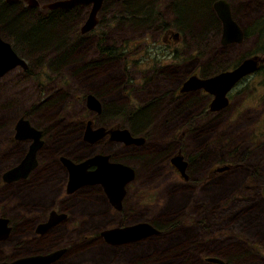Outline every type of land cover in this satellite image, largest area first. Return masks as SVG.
Masks as SVG:
<instances>
[{"label": "rangeland", "instance_id": "374dc122", "mask_svg": "<svg viewBox=\"0 0 264 264\" xmlns=\"http://www.w3.org/2000/svg\"><path fill=\"white\" fill-rule=\"evenodd\" d=\"M206 2L207 0H178V4H173V7L179 15L176 12L173 15L167 14V20L182 35L188 36V22L208 13ZM130 4L136 6L137 2L131 1ZM122 6L126 8L129 5H126L125 0L119 4L113 0H105L103 9L98 14L96 27L100 33L109 28L105 32L109 33V37L114 38L117 44L124 38V25L129 19L137 32L143 29L141 10L140 15L134 11L123 14ZM65 14L67 23L72 24L73 28L78 15L82 18L85 11L74 7L65 10ZM235 15L238 19L237 12ZM176 18L177 21H174ZM23 20L27 30L31 23L47 24L39 27L30 38H21V32L25 29L19 27L16 29L19 36L13 41V45L20 54L30 55L25 58L31 72L49 71L50 78L43 74L32 77L20 68L13 69L0 78V114L4 118L0 120V150L2 141L11 139L12 121L15 116L22 110L30 111L32 103L41 102L40 109L45 112V117H35L31 113V119L40 128L47 130L43 129L45 143L37 152L40 160L37 170H33L29 181L10 184L4 191L11 195L7 199H30L33 204L41 207L50 205L67 216L57 230L61 242L67 248L61 257L62 264H143L147 260L139 261L133 258L153 252L165 257L149 264H215L204 261L203 256L206 255L218 256L224 259L225 264H264V94L260 95L255 108L238 106V116L234 121H203L194 127L177 126L174 121L165 124L158 122V125L151 126L139 125V121L150 118L151 108L141 110L138 120H134L135 113L129 110L125 113L129 125L123 121H120V125L133 131L141 128L135 135L144 138L143 144L125 151L121 144L106 140L85 144L79 138L83 127L80 111L83 109L74 96L87 88L99 90L104 104L110 102L108 99L121 98L124 101L123 94L118 90L107 93L103 86V82L113 84L108 77L119 78L123 58L116 55L109 59L108 69L99 71L96 76L97 71L105 64L99 62L94 70L79 81V77L66 72L65 67L54 71L44 62L51 55L56 57L53 58L54 65L67 60L74 71L73 66L82 55L79 48L67 45L68 38L62 33L59 38L56 37L59 43L56 49L42 50L49 41L51 42L50 36H54L52 33L57 31L54 30L55 16L51 15L49 22L38 19ZM201 28V24L193 28L197 37L204 31H199ZM206 34L215 38L213 31L209 29ZM88 39L92 41L93 46L89 50V56H94L97 53L95 38ZM64 46H68V49L63 50ZM25 50L32 51L33 55ZM83 76L84 74L81 77ZM93 78L98 82L90 85ZM37 84L41 87L38 88ZM56 91H60L59 95L62 94L59 98L56 97L51 103H42ZM261 91L264 93V89ZM153 95L155 94L144 90L137 93L140 102ZM246 99L247 97L242 102L245 103ZM192 112V109L186 108L181 111V116H188ZM223 117L222 115L220 118ZM97 119H107V113L99 115ZM24 148L25 143H19L18 155ZM205 148L210 150L212 157L225 158L234 152L239 155L244 149H248V152L241 159V167L215 171L214 176L206 177L211 170H202L210 159L206 156ZM176 149L189 159L186 179L173 172L165 164L166 158L163 159ZM95 151L106 152L113 159H122L134 169L135 177L125 186L123 207L119 212L109 207L95 188H91L90 192H64L63 169L53 161V156L60 152L63 153L61 156L65 157L80 156ZM153 153L156 154L155 158L145 165L143 159ZM158 156H162L161 161L157 160ZM14 160L7 151H0L1 168ZM228 162L233 163L231 160ZM220 186L224 188L217 195L211 198L206 196L208 191H219ZM20 214L31 216L28 212ZM120 219H144L154 224L162 219H173L175 222L160 230L158 235L148 236L135 243L109 245L96 236L100 228H94L95 226H112ZM14 238L15 231L11 232L8 240ZM50 240L53 241L54 237Z\"/></svg>", "mask_w": 264, "mask_h": 264}, {"label": "flooded vegetation", "instance_id": "af4514ba", "mask_svg": "<svg viewBox=\"0 0 264 264\" xmlns=\"http://www.w3.org/2000/svg\"><path fill=\"white\" fill-rule=\"evenodd\" d=\"M50 1L52 0H34L33 3H28L27 0H0V38L7 41L14 52L25 63V66L16 64L10 67L0 74V78L5 73L18 68L24 73L30 74L32 77H38L39 74H43L45 77L50 78L49 71L46 72L45 70H42L40 72H31L26 63V58H29L30 55L25 56L20 54V51H18L13 45V41L17 40L19 36L16 31L19 27H24L25 29L21 32L20 37L30 38L31 36H34V32L39 27L47 25H42L40 23L33 25L31 23L27 30L23 19L31 21L35 19L43 21L48 20L49 22L50 16H55L54 30L65 35L68 38L67 45H74V47L79 48L82 51V55L79 56L76 64H74V71L71 70V63L67 60H62L54 65L53 58L55 59L56 57L51 55L47 57L44 62L54 71L59 70L62 66L65 67V71L69 72L72 76L77 75L79 81L94 70L99 65V62H105V64L103 68L97 71L96 76L99 71H105V69H108L110 66L109 59L116 57V55H121L123 58V65L122 68H120L119 78L114 79L108 77L109 81L113 82V84H105V82H103V86H105L104 90L107 93L118 90L120 94H123L124 101L121 98L113 100L108 99L110 102L104 104L101 101V93L99 90H90L87 88L80 90L79 94L74 96L75 100L81 103V109H83V111H80V121L83 124V127L79 138L85 144H95L99 141L103 142L105 140L108 142H117L121 144L123 151L143 144L144 138L140 143L135 144L125 143L122 140H114L109 137V129L127 128L120 125V121L129 125V121L125 117V113L129 110L135 113L134 120H138L141 114L139 112L141 110L146 107L151 108L150 118L146 121H139L137 123L139 125L145 124L146 126H151L174 121V125L177 126L184 125L187 127H194L196 124L203 121H234L238 116V106H242V108H255L259 103L260 95L264 94L261 91V89H264V0H224L227 4L231 19L238 27V39H236V35L233 32H229L224 41H222L223 22L218 16L217 11L213 8L212 4L214 0H207L206 8L208 13L204 15V17H197L189 24L190 32L188 36L182 35L178 29H175L173 27L174 25L172 26L167 20V14L173 15V13L176 12L173 4H178V0H125L126 5H129L124 9L125 14H130L134 11L136 14L140 15L141 10L142 17L140 18L139 16V18L143 22V29L140 32H137L131 25L129 19V22L124 25V38L118 44L115 42L114 38L109 37V33L105 32L109 28H101L103 29V32L101 33L98 31V28H96L99 21L98 14L103 9L105 0H99L98 6L94 12L93 23H86L85 21L94 5V0L76 1L67 6L53 8L47 7V3ZM113 1L118 2V4L123 2V0ZM131 1L137 2V5H131ZM74 7L84 9L85 15L82 18L78 15L76 23L72 28V24L67 23L66 21L65 10ZM235 12L238 13V19L236 18ZM176 13L178 14V12ZM174 21H177V18ZM20 23H24V25L19 26ZM200 24L202 25V28L199 31H202L203 29L204 31L197 37L193 32V28L195 25ZM211 27H213L212 30ZM180 29L185 30L184 28ZM208 29L209 31H213L215 38H211L210 34H206ZM93 37L95 38L97 53L94 54V56H89V50L93 46L92 41L88 38ZM83 43L84 45H81ZM48 48L50 47H44L42 50L45 51ZM25 51L28 54L33 53L30 50ZM245 58H256V68L233 80L224 91V104L214 110L209 109V104L214 96L210 90L205 89L200 85L187 90H180L183 81L188 77L204 79L220 72L231 71ZM83 74L84 76L81 77ZM97 82L98 81L93 78L90 81V85H94ZM37 87L40 88V84H37ZM142 90L155 95L140 102L137 93ZM59 93L60 91H56L49 97L58 96L59 98L62 95H59ZM87 94H92L97 99L98 103L94 108H90L87 105ZM49 97L42 103H49ZM246 97V102L243 103L242 101ZM40 103H32L30 104V111L22 110L17 114L12 121L11 139H5L2 141L3 146L0 151H7L15 158V160L3 168L0 166V197L6 198L0 199V217L6 219L3 227L7 228L5 235L0 237V263L11 262L25 255L45 254L54 249H61L58 255L41 264H62L61 257L65 254L67 249L57 234V230L67 218L65 214V217L60 220H50L48 215L51 210H55L56 212L61 211L51 208L50 205L41 207L38 204H33L30 199H7L11 197V195L4 191V188L10 184L18 183L23 180L29 181V178L33 174V170H37L39 166L40 160L37 152L45 143L43 129H47H42L35 124L31 119L30 114L33 113L35 117H45V112L40 109ZM186 108L192 109L193 112L188 116L182 117L181 111ZM105 113H107V119H97L99 115ZM222 115L224 117L220 118ZM20 116L27 119L30 125L39 129L40 134L38 138L41 142L34 152L35 164L27 174L24 177L4 182L1 178L2 172L10 166L18 163L25 155L28 145L33 141L32 137H24L21 139L14 137V124ZM2 119L4 118H2V114H0V120ZM86 126L90 128L101 126L106 132L103 135L98 136L96 139L88 141L84 137ZM128 130H131L130 133L133 135L137 133L133 132L131 128ZM19 143H25V148L23 152L18 155L17 148ZM205 149L206 156L210 159L206 167L202 170H211L210 174L208 173L206 177H212L214 176L213 173H215V171H220L216 169L219 166H226L221 170L241 167V159L244 155L246 156L248 152V149H244L239 155L236 152L231 153L230 155H227L231 157L228 159L226 158L227 156H225V158L221 156L212 157L210 150L208 148ZM99 152L107 154L108 161H119L129 165L122 159L111 158L108 153L103 151H95L85 155L68 157L73 161H80L88 155ZM176 154H180L185 160L184 171L186 173L189 166V159L179 152L178 149H176L175 152H172L169 156L163 157V159L166 158L165 164L173 172H175L180 178L186 179L188 178L187 174L184 178L178 172L177 167L174 165L175 163L171 161L172 157ZM233 154H235V156ZM61 155H63L62 152L57 153L53 156V161L63 169V178L65 179L63 189L66 194L82 191L90 192L91 188H95L96 192L104 197L109 207L114 208L117 212L122 210V202L126 193L125 186L134 179V169L132 179L123 185L124 193L120 200L121 203H119L118 207H115L100 182L82 184L67 192L66 182L68 170L60 158ZM155 156L156 154L153 153L147 158H144L145 165L149 160L152 161ZM161 159L162 156L157 157L158 161H161ZM230 160L233 161V163L228 162ZM95 168L96 163H91L86 166L87 170L84 171H90ZM37 179H39L38 176ZM218 188L219 191H208L206 196L211 198L217 195L224 187L220 186ZM20 212L31 213V216L25 217L21 215ZM145 221L147 220L133 219L131 221H122V219H120L110 227L130 225ZM147 222L150 224L152 223L151 221ZM161 222H169L170 225L166 226L168 228L173 225L175 221L173 219H162V221H157L159 224H161ZM152 224L151 225L157 229L156 231L143 235L132 241L117 244L140 242L148 236L158 235L160 230L164 229L163 227L156 226V223ZM197 224L201 225L199 222H197ZM110 227H106V225L95 226L94 228H100L97 231L96 236L106 244L117 245L106 242L99 233L101 229ZM13 231H15V238L8 240ZM59 235L61 236L60 233ZM52 236L54 237L53 241L50 240ZM158 255L160 254L155 252L143 254L140 257L133 258V260H147L143 264H149L155 260H159L155 257ZM206 256H203V260L206 262L225 264L224 259L218 256L217 258H220V261L205 260ZM95 264H103V262Z\"/></svg>", "mask_w": 264, "mask_h": 264}, {"label": "water", "instance_id": "95a60500", "mask_svg": "<svg viewBox=\"0 0 264 264\" xmlns=\"http://www.w3.org/2000/svg\"><path fill=\"white\" fill-rule=\"evenodd\" d=\"M27 1L28 3H33L34 0ZM76 1L84 0H52L47 3V7H63ZM98 2L99 0H94V5L92 6L85 21L86 23H93L94 12L98 6ZM212 5L223 22L222 41L225 40L227 37L226 35L229 32H233L236 35V39H238V27L230 17L226 2L224 0H214ZM256 63V58H245L231 71L220 72L204 79L188 77L183 81L180 90H187L199 85L210 90L214 96L209 104V109L214 110L224 104V91L228 88L230 83L236 78L240 77L242 74L255 69ZM16 64L25 66L24 61L14 52L10 44L0 38V74ZM86 101L90 108H94V106L98 103L97 99L92 94L86 95ZM14 129L15 138L21 139L24 137H32L33 141L28 145L25 155L19 160V162L2 172L1 178L4 182L12 181L18 179L19 177H24L27 174V172L35 164L34 152L41 142V140L38 138L40 134L39 129L30 125L28 120L22 116L18 117L16 120ZM105 132L106 131L101 126L95 128L86 126L84 130V137L88 141H92L98 136L103 135ZM108 132L111 139L122 140L125 143L138 144L143 139L141 136L131 134L127 128L109 129ZM60 158L68 170L66 182L67 192L82 184L100 182L107 192L109 198L114 203L115 207H118L120 199L124 193L123 185H125V183H127L133 177V168L131 166L119 161H108L107 154L101 152L88 155L86 158L80 161H73L72 159L65 156H60ZM171 161L175 163L173 164L177 167L178 172L185 178V160L182 158V156L180 154H176L174 157H172ZM91 163H96V168L91 169L90 171H84L87 170L86 166ZM225 167L226 166H219L216 169L221 170ZM63 215L64 213L62 212L51 210L48 216L50 220H56ZM5 221L6 219L0 217V237L4 236L7 231V228L3 227ZM156 230L157 229L154 226L145 221L110 229L103 228L99 231V233L106 242L117 244L132 241ZM60 251L61 249H54L45 254L25 255L11 262H1L0 264H41L54 258L60 253ZM205 260L220 261V259L215 256H206ZM110 264L122 263L115 262Z\"/></svg>", "mask_w": 264, "mask_h": 264}, {"label": "trees", "instance_id": "16d2710c", "mask_svg": "<svg viewBox=\"0 0 264 264\" xmlns=\"http://www.w3.org/2000/svg\"><path fill=\"white\" fill-rule=\"evenodd\" d=\"M124 9H125V6H122V8H121V11L123 12V14H125L124 13ZM121 12V13H122ZM178 15H179V13H178ZM193 21L191 20L190 22H188V23H192ZM35 34V33H34ZM54 36H50V39H51V42L49 41V43L48 44H46L45 46L46 47H50V48H57L58 47V45H59V43H58V41H57V38H59V35L61 34V32H59V31H55V32H53L52 33ZM57 37V38H56ZM44 39V38H43ZM60 43H61V39H60ZM60 47H61V45H60ZM62 48V47H61ZM65 49H68V46H64L63 47V50H65ZM56 97H58V96H51L50 97V102L49 103H51ZM145 127H143V129H144ZM141 129V128H140ZM140 129H138L137 131H133V132H138ZM146 129V128H145ZM168 225H170V223L169 222H161V224H159V223H156V226H159V227H163V228H166V226H168ZM110 226V224L109 225H106V227H109ZM155 257H157V259L159 258V259H161V258H164L165 256H162L161 254L160 255H158V256H155ZM138 264V263H137Z\"/></svg>", "mask_w": 264, "mask_h": 264}, {"label": "bare ground", "instance_id": "6f19581e", "mask_svg": "<svg viewBox=\"0 0 264 264\" xmlns=\"http://www.w3.org/2000/svg\"><path fill=\"white\" fill-rule=\"evenodd\" d=\"M178 22H179V21H178ZM186 28H187V27H186ZM118 209H119V208H118ZM64 217H65V216L60 217L59 220L62 219V218H64ZM115 227H121V226H115ZM110 228H114V227H110ZM110 228H107V229H110Z\"/></svg>", "mask_w": 264, "mask_h": 264}]
</instances>
